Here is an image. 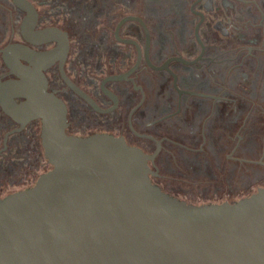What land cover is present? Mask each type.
<instances>
[{
  "label": "flooded vegetation",
  "instance_id": "1",
  "mask_svg": "<svg viewBox=\"0 0 264 264\" xmlns=\"http://www.w3.org/2000/svg\"><path fill=\"white\" fill-rule=\"evenodd\" d=\"M16 60L65 102L68 134L154 155L150 176L166 192L216 157L240 166L222 199L264 186V0H0L1 81L19 79ZM41 127L21 128L0 100V173L25 143L51 168Z\"/></svg>",
  "mask_w": 264,
  "mask_h": 264
},
{
  "label": "water",
  "instance_id": "2",
  "mask_svg": "<svg viewBox=\"0 0 264 264\" xmlns=\"http://www.w3.org/2000/svg\"><path fill=\"white\" fill-rule=\"evenodd\" d=\"M16 61L0 100L21 128L41 120L51 168L0 198V264H264V186L200 204L166 192L150 176L154 155L68 134L65 102Z\"/></svg>",
  "mask_w": 264,
  "mask_h": 264
},
{
  "label": "rangeland",
  "instance_id": "3",
  "mask_svg": "<svg viewBox=\"0 0 264 264\" xmlns=\"http://www.w3.org/2000/svg\"><path fill=\"white\" fill-rule=\"evenodd\" d=\"M28 145L29 144L25 143V145L16 152L18 158L21 159L18 164L12 165V167L11 165L6 166V175V170L5 172L0 173V177H3L0 178V193H2L1 197L9 194L13 190L28 187L27 179L31 178L32 176L34 177V184L38 178L37 176L49 169L48 166L44 164V161L46 162V160L44 158L43 150L40 149L38 155L35 153L31 154L30 150L32 147L29 148ZM35 158L38 160L37 163ZM239 167L240 166L235 163H230L223 159L221 160L220 157H216L214 162L200 163L199 166H195L193 170L185 173L190 176L187 179L190 185L188 184L185 187H180V193H176V195L182 199H186L187 201L196 204L206 202H222L226 200L231 201L233 199L222 198H225L229 196L230 193H233L235 191V187H237V184L239 185L241 179ZM165 173L178 178L182 177V172L177 170H171ZM13 175L17 176L16 180H20V178H22V182H19L17 187H8L10 178L13 177ZM248 182V184H251L252 186H248L247 190H245L247 195L256 191L255 184L260 182V180ZM252 183L255 184L253 185Z\"/></svg>",
  "mask_w": 264,
  "mask_h": 264
}]
</instances>
